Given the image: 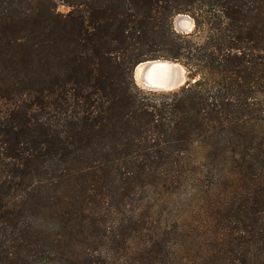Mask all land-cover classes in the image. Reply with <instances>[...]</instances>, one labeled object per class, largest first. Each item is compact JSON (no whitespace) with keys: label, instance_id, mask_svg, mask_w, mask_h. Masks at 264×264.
Wrapping results in <instances>:
<instances>
[{"label":"trees","instance_id":"obj_1","mask_svg":"<svg viewBox=\"0 0 264 264\" xmlns=\"http://www.w3.org/2000/svg\"><path fill=\"white\" fill-rule=\"evenodd\" d=\"M60 1L0 0V264H264V0ZM154 60L190 81L142 91ZM195 175L206 250L172 255Z\"/></svg>","mask_w":264,"mask_h":264},{"label":"rangeland","instance_id":"obj_2","mask_svg":"<svg viewBox=\"0 0 264 264\" xmlns=\"http://www.w3.org/2000/svg\"><path fill=\"white\" fill-rule=\"evenodd\" d=\"M57 11L60 13H66L68 11L67 7H65L60 0H55ZM173 29L178 34H190L194 30V21L192 18H190L187 15H177L174 17L172 21ZM157 62H165L169 66H173L175 69H170L168 75L158 78L155 77L152 73L149 74V80L155 81V82H166V81H174L177 80V75L179 77L178 85L173 89H162V88H156L151 89L150 86H148L146 83L145 75H143L140 78V74L138 73L141 68L144 66H147L148 63L138 65L136 69H134L133 77L135 84L139 89H141L144 92H156V93H168L172 91H176L182 86H184L188 81H190V78L188 77L187 69L180 63V62H174V61H167V60H157ZM175 80V81H176ZM264 132L259 130L257 132V137L254 135V141L256 142V145L259 141L262 140ZM255 145V146H256ZM250 160V159H249ZM264 163L259 162L258 160L255 161V167L257 168V173H262L261 171L264 168ZM210 176H204L198 178V176L195 175V177H191V183L190 185H186L181 187V194H189L188 197H175L170 204H167V202H159V207L156 210L157 215V221L154 223L156 226H160V228H165L167 231H172L173 229V223L176 219L181 220L188 224V227L185 228V232H182L181 234L172 236L169 238L168 241L172 242L170 254H175L176 251L179 255L185 256L190 255L191 251L194 249L196 252H199L203 246L207 245L208 237L207 235L203 237L202 234L198 233L196 230L192 229L191 227L196 225H203L208 226L209 219L206 217V205L201 203L200 198H198L199 195V188H205L207 183L211 184V180L209 181ZM211 178V177H210ZM202 183V184H201ZM161 188V187H160ZM157 196V195H156ZM161 198H165V191L159 195ZM198 198V199H197ZM160 214V215H159ZM162 220V224L161 221ZM160 223V224H157ZM161 231H164L163 229ZM203 237V238H202ZM163 238V236H160V239ZM140 241V240H139ZM190 241V242H187ZM163 243V239H162ZM194 243V244H193ZM141 242H138V240L133 241L132 248L140 246ZM170 247V246H169ZM203 249H205L203 247ZM178 250V251H177ZM206 250V249H205ZM205 253V251H203ZM141 256L133 253L129 259L127 264H141L140 262Z\"/></svg>","mask_w":264,"mask_h":264},{"label":"water","instance_id":"obj_3","mask_svg":"<svg viewBox=\"0 0 264 264\" xmlns=\"http://www.w3.org/2000/svg\"><path fill=\"white\" fill-rule=\"evenodd\" d=\"M145 63H148L147 66H144V68L142 67L141 70L138 72L140 74V78L145 75V80H146V84L148 86H150L151 89H156V88H162V89H173L178 85L179 82V77L177 75V80L175 81H170V82H155V81H150L149 80V74L151 73L152 68L157 67V66H161L163 68H172L175 69L173 66H169L168 64H166L165 62H157V60L154 61H147ZM145 63H141L139 65L145 64ZM137 68V66L135 67V69Z\"/></svg>","mask_w":264,"mask_h":264},{"label":"bare ground","instance_id":"obj_4","mask_svg":"<svg viewBox=\"0 0 264 264\" xmlns=\"http://www.w3.org/2000/svg\"><path fill=\"white\" fill-rule=\"evenodd\" d=\"M170 69H171V67H170V68H167V67H166V68H163V67H161V66H157V67L152 68L151 73H152L155 77L160 78V77L163 76V78H164L165 75H166V76L168 75ZM164 79H167V78H164ZM166 82H170V81L168 80V81H166Z\"/></svg>","mask_w":264,"mask_h":264}]
</instances>
